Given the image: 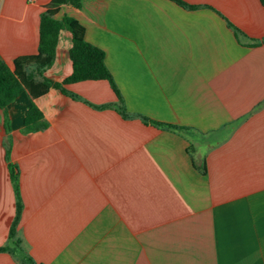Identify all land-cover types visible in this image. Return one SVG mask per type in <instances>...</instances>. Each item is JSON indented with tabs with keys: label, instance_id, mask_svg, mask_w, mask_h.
Masks as SVG:
<instances>
[{
	"label": "crops",
	"instance_id": "0c3cea01",
	"mask_svg": "<svg viewBox=\"0 0 264 264\" xmlns=\"http://www.w3.org/2000/svg\"><path fill=\"white\" fill-rule=\"evenodd\" d=\"M50 1L0 0V61L38 51ZM183 1L198 6L61 5L105 50L128 116L107 79L0 107V264H264V6ZM71 45L62 29L46 77L71 74ZM32 104L46 126L24 132Z\"/></svg>",
	"mask_w": 264,
	"mask_h": 264
},
{
	"label": "trees",
	"instance_id": "16d2710c",
	"mask_svg": "<svg viewBox=\"0 0 264 264\" xmlns=\"http://www.w3.org/2000/svg\"><path fill=\"white\" fill-rule=\"evenodd\" d=\"M82 0H51L45 5L40 18V36L38 51L33 54H23L17 56L13 61V66L5 61H0V107L6 108L21 93L27 92L31 97H38L49 91L50 88H58L66 94L76 97L66 89V85L87 79H107L119 98V110L124 116H128L123 105L121 92L114 80L105 61V50L85 37V26L75 17L63 15L56 16L62 4L80 6ZM177 3L187 7H197L183 0H175ZM264 6V0H260ZM231 27L233 24L229 23ZM62 29L69 30L72 35V45L69 49V56L72 61V72L61 81H54L44 75L45 70L50 67L56 57V48L59 33ZM238 34L239 30L234 27ZM264 40V37H263ZM100 105L97 107H106ZM143 119L157 126L167 127L177 131H183L187 127L170 123H163L146 116ZM46 126L43 113L36 104H32L25 116L24 132H31ZM8 128V126H7ZM8 159V155H7ZM11 177L17 195V215L10 235L14 234V225L19 219L22 203L19 197L18 172L17 166L9 161ZM201 170L206 172V164L201 166ZM9 245L0 246V251L9 250ZM23 264H36L29 256L23 257Z\"/></svg>",
	"mask_w": 264,
	"mask_h": 264
}]
</instances>
